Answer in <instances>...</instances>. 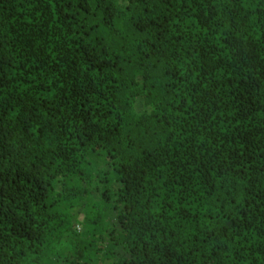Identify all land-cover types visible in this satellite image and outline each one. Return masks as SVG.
<instances>
[{"label": "trees", "instance_id": "trees-1", "mask_svg": "<svg viewBox=\"0 0 264 264\" xmlns=\"http://www.w3.org/2000/svg\"><path fill=\"white\" fill-rule=\"evenodd\" d=\"M0 264H264V0H0Z\"/></svg>", "mask_w": 264, "mask_h": 264}]
</instances>
